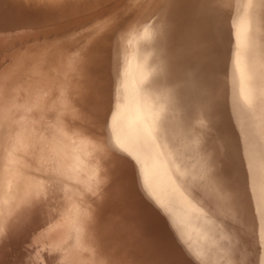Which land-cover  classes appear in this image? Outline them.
I'll use <instances>...</instances> for the list:
<instances>
[{"label": "bare ground", "instance_id": "1", "mask_svg": "<svg viewBox=\"0 0 264 264\" xmlns=\"http://www.w3.org/2000/svg\"><path fill=\"white\" fill-rule=\"evenodd\" d=\"M263 3L0 0V264L263 259Z\"/></svg>", "mask_w": 264, "mask_h": 264}, {"label": "rangeland", "instance_id": "2", "mask_svg": "<svg viewBox=\"0 0 264 264\" xmlns=\"http://www.w3.org/2000/svg\"><path fill=\"white\" fill-rule=\"evenodd\" d=\"M263 2H264V0H263ZM257 3H258V2H257ZM258 4H260V3H258ZM263 4H264V3H263ZM260 11H262L261 8H259V12H260ZM255 12H258V11H255ZM255 23H256V22H255ZM255 52H256V51H255ZM261 53H262V51H261ZM263 53H264V52H263ZM259 54H260V53H259ZM255 56H256V57L258 56V52H256V55H255ZM262 56H263V55L261 54V58H260V59L258 58V59H259L258 61L261 63V66H263V64H264V59H263L264 56H263V57H262ZM254 58H255V57H254ZM262 63H263V64H262ZM259 69H260V68H259ZM261 69H264V67H263V68L261 67ZM258 71H261V70H257V72L254 74L255 76L252 75V72L249 73V74H250V75H248L249 78L246 79L247 81H244V86H245L246 88H248V86H249V90H247V91H248V93H246L247 96H246V94H243V96L247 98V101H248V102L250 101L251 104L249 103V105L252 107L253 112L257 113L258 115H263V116H264V113L261 111V110H264V105H263V101H264V100H263V98H264V88H263V87H264V86H262V85L264 84V83H263L264 81H262V80H264V78H263V77H264V76H263L264 74H262V73H264V71H263V72H262V71H261V72H258ZM257 74H258V75H257ZM261 74H262V75H261ZM250 76H251V77H250ZM261 76H263V77H261ZM251 78H252V79H251ZM255 78H256L258 81L255 80ZM262 78H263V79H262ZM248 79H250V80H248ZM260 79H262V80H260ZM252 80H253V81H252ZM250 81H251V83H250ZM254 81H255V82L257 81L256 84H255ZM245 82H246V84H245ZM253 83L255 84V86H253V85H254ZM261 83H262V84H261ZM250 84H252V85H250ZM257 84H258V86H257ZM260 85H261V86H260ZM250 86H251V87H250ZM256 86H257V87H256ZM251 88H252V89H251ZM255 88H256V89H255ZM253 89L256 90V91H254ZM257 89H258L260 92H261V90H262V92L260 93ZM247 91H246V92H247ZM251 91H252V92L254 91L255 93H254V92L252 93ZM249 94H250V95L252 94V95H251L252 97H251ZM253 94H254V95H253ZM255 94H256V95H255ZM248 96H249L250 98H249ZM261 96H263V98H261ZM239 97H240V95H239ZM253 97H255V99H253ZM258 97H259V98H258ZM257 98H258L259 100H261V101L263 100V101H262V102H261V101H258ZM249 99H250V100H249ZM256 99H257V100H256ZM254 100H255V102H254ZM256 101H258V102H256ZM259 104H260V105H259ZM253 105L256 106V107H254ZM257 108H259V109H257ZM260 108H261V109H260ZM260 112H261V113H260ZM262 113H263V114H262ZM260 118H261V117H260ZM262 118H263V117H262ZM205 119H206V118H205ZM197 126H199V125H197ZM194 128H195V127H194ZM194 128H193V130H194V134H195V133H196V132H195L196 129H194ZM202 129H203V128H202ZM202 129H200V130H202ZM197 130H199V129H197ZM200 130H199V131H200ZM203 130H204V129H203ZM199 131H198V132H199ZM201 132H202V131H201ZM199 135H200V133H199ZM194 136H196V134H195ZM197 138L200 139V138H202V137H199V136H198ZM181 151H182V150H181ZM183 153H184V152H183ZM178 154H180V152H178ZM178 154H177V155H178ZM185 154H186V153H185ZM185 156H186V155H185ZM179 157H180V156H179ZM202 165H203V164H202ZM259 165H260V164H259ZM260 167H261V166H260ZM216 175H217V174H216ZM126 179H127V178H126ZM262 180H263V179H262ZM255 190H256V189H255ZM251 192H252V193H254V192L256 193V192H258V191L251 190ZM252 193H251V194H252ZM227 194H228V193H227ZM224 196H226V195H224ZM224 196H223V197H224ZM231 197H232V196H231ZM231 197H230V198H231ZM152 198H153V197H152ZM152 198H150V200H149V201H150V207H151V217H152L151 219H153V217H154V213H153L154 209H153V208L156 207V203H161V202H162V201L160 200L161 197H159L160 199H158V197H157V198L154 197L155 199L158 200V202H157V200L152 199ZM244 198H246V197H244ZM151 199H152V200H151ZM234 200H235V199H234ZM234 200H232V201H233V203L235 204L236 201L234 202ZM151 201H153V202H151ZM154 201H155L156 203H155ZM160 201H161V202H160ZM165 202H166V201H165ZM154 203H155V204H154ZM151 204H152L153 206H152ZM164 204H165V203H164ZM164 204H163V205H164ZM215 204H216V203H214L213 205L215 206ZM217 204H218V206L216 205V207H214L215 209H214L213 211H214V212L222 211V210L224 209V207L222 208L221 206H219V202H218V201H217ZM220 204H221V203H220ZM234 204H233V205H234ZM240 204H241V203H238V205H240ZM242 204H243V203H242ZM242 204H241L240 206L243 207ZM221 205H222V204H221ZM235 205H236V204H235ZM222 206H223V205H222ZM152 207H153V208H152ZM174 208H175V209H174ZM218 208L221 209V210H219ZM152 209H153V210H152ZM172 209H173V210H172ZM216 209H218V211H217ZM233 209H234V207H233ZM169 210H170V211H169ZM215 210H216V211H215ZM172 211H174V212H172ZM170 212H171L172 214H171ZM168 213H170V214L172 215V217H173V218H172L173 221H174V219H176V221H177L178 218H177V217L174 218V217H175V214H176V207H175V206H174V207L171 206V207L167 210V214H168ZM152 214H153V216H152ZM170 214H169V215H170ZM171 215H170V216H171ZM173 215H174V216H173ZM167 216H168V215H167ZM176 216H177V215H176ZM169 218H170V219H169ZM168 219L171 220V217L168 216ZM169 220H168V221H169ZM153 221H155V220L153 219ZM171 221H172V220H171ZM178 221H180V220H178ZM166 223L168 224V222H166ZM169 223H170V221H169ZM32 236H33V234H31V237H32ZM254 253H255V252H254ZM256 257H257V258H256ZM256 257H255V255L252 256V255L249 254V259L247 258L248 264H257V263H256V262H257L256 260H261L262 264H264V258L262 259V256H259V259H258V255H257ZM254 258H255V259H254ZM249 260H250V262H249Z\"/></svg>", "mask_w": 264, "mask_h": 264}]
</instances>
